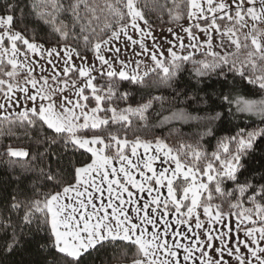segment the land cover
<instances>
[{"label": "snow or ice", "instance_id": "obj_1", "mask_svg": "<svg viewBox=\"0 0 264 264\" xmlns=\"http://www.w3.org/2000/svg\"><path fill=\"white\" fill-rule=\"evenodd\" d=\"M49 5L52 11L37 16L57 37L52 47L37 42L35 32L26 35V25L17 26L25 18L22 10L15 15L18 0H0V128L46 127L51 141L58 139L66 152L88 156L70 173H45L59 190L44 193L43 199L12 197L11 209H25V226L35 224V231L49 233L52 264H82L86 255L104 248L134 249L131 264H264V176L253 183L241 182L238 175L242 157L257 137H264V128L240 129L221 140L212 153L215 164L203 168L197 162L204 154L181 145L185 156L190 153L189 165L163 140L142 138L150 131L153 103L163 98L153 96L134 106V93L124 89L125 84L149 87L145 81L153 73V85L167 84L192 62L197 76L218 73L226 79L227 66L229 73L264 90V30L257 27L264 24V0L174 2L167 9L170 20L179 23L186 17L190 23L181 26L184 35L168 29L173 39L167 56L140 0H106L102 9L89 0H71L67 8L59 0ZM98 10L106 12L99 31L94 23L100 20ZM61 11L70 13L71 27L57 23ZM250 46L243 60L230 59ZM215 47L234 51L222 56ZM88 51L92 63L84 54ZM130 51L134 61L121 58ZM197 52L206 59L195 60ZM223 100L234 102L240 112L264 117V99L232 101L225 95ZM192 118L177 110L161 123ZM6 155L25 158L29 153L9 145ZM0 225L12 226L10 220ZM19 243L13 232L7 250Z\"/></svg>", "mask_w": 264, "mask_h": 264}, {"label": "trees", "instance_id": "obj_2", "mask_svg": "<svg viewBox=\"0 0 264 264\" xmlns=\"http://www.w3.org/2000/svg\"><path fill=\"white\" fill-rule=\"evenodd\" d=\"M70 2L71 0H59L64 8H67ZM89 2L102 9L106 0H89ZM174 2L183 4L184 0H140V7L152 29H165L177 24L167 15V9L173 8ZM18 4L15 15L19 17L22 10L25 18L17 26L23 29L26 25L29 29L26 35L31 36L35 32L37 42L46 46H55L56 35L51 27L44 24L37 16L39 12L52 11L49 0H18ZM161 5L166 7L162 8ZM97 15L100 16V20L94 23L99 31L106 22V12L98 10ZM186 19L185 17L180 22ZM60 21L69 27L73 23L70 13L66 11H61L57 15V23ZM68 43L77 46L74 40H69ZM80 48L82 49V45ZM84 54L92 55L90 51ZM232 58H236L238 62L243 60L240 54L236 57L230 55V59ZM194 59L203 60L206 57L201 52H197ZM207 59L211 58L207 57ZM194 67L192 62L185 63L180 73L167 84L153 85L152 81L157 79L156 74L153 73L145 81L149 87L130 89V86L125 84L124 89L134 93L130 100L133 105L143 103L153 96L163 98L153 103L148 113L150 131L142 138L163 140L174 153L181 155L182 162L189 165L192 164L190 153L185 156V150L181 145H191L204 154V158L197 162L198 166L203 168L209 162L215 164L211 157L212 153L218 150L221 140L235 136L240 129L252 131L264 128V117L240 112L234 102L231 104L224 102L223 97L227 95L232 101L238 97L262 100L264 90L258 85L249 84L247 79L238 74L229 73L227 66H224L226 79L218 73L197 76ZM256 74L259 75V70ZM247 75L251 76L252 72L249 71ZM97 82L104 83L99 77ZM177 110H183L193 118L161 123L164 117L171 116ZM217 113L220 114L219 118H215ZM51 137L52 133L46 127L39 125L27 129L18 125L0 128V220L5 222L10 220L12 225L7 229L0 225V264H52L54 250L50 251L47 247L51 243L47 230L37 232L35 224L25 226L22 222L25 209L13 210L9 207L13 196L19 201L43 199L44 193L59 190L47 180L45 173H70L73 166H79L82 161H87L86 154L71 150L66 152L63 144L58 139L53 143ZM129 138H132L130 134ZM9 145L22 147L29 155L25 158H10L6 155ZM235 147V144L230 145L232 151H235ZM112 154L114 153H109ZM241 164L243 167L238 174L241 182L245 179L253 183L261 182L259 178L264 176V137L256 138L253 148L242 157ZM228 187L232 188L235 185L229 184ZM214 203L221 201L216 199ZM224 207L227 211V205ZM13 232L20 238V243L8 251L7 245L12 239ZM42 245L44 247H41ZM133 252L134 249H99L86 255L82 264L129 263Z\"/></svg>", "mask_w": 264, "mask_h": 264}, {"label": "rangeland", "instance_id": "obj_3", "mask_svg": "<svg viewBox=\"0 0 264 264\" xmlns=\"http://www.w3.org/2000/svg\"><path fill=\"white\" fill-rule=\"evenodd\" d=\"M189 23H190V21L188 19H186L183 22L177 23L176 25H172V26H169V27H165V29L153 28V34L156 37V40L159 43L160 48L162 50H165V56H167L166 49L169 47L168 41H170V40L173 39L172 35L168 32V29L169 28H172L177 34L184 35V33L181 31V26L187 27L189 25ZM257 27L260 28L261 30H264V24H259V25H257ZM250 28H251V22L249 23V27L248 28H245V29L242 30V33L248 32ZM201 37H202L201 39H203V36H201ZM241 38H242V36H241ZM262 41H264V38H262ZM185 42L187 43V41H185ZM249 44H250V42H249ZM121 46H123V41H121ZM148 46H149V48L152 47V42L150 40L148 41ZM46 47H52V45L51 46H46ZM214 50L216 52H218L222 56L225 55L226 52L227 53H232L234 51V49H227V50H225V49H221L219 47H215ZM249 50H251V46L249 47V49H241V51H240L239 54L241 55L242 59H244L247 56V52ZM87 57H88V62L89 63H92V61H93V55H88ZM121 58L122 59H125L126 58V59H129V60H132V61H134L136 59V57H133L131 55V51L129 52V54H128L127 57H121ZM77 63H79V61H77ZM144 63L148 64L149 67H151V61L150 60L145 59L144 60ZM131 67L134 68L135 67V64L132 63L131 64ZM144 70L145 69L143 68V66H141V72H143ZM134 106H135V104H134ZM156 166L159 167L158 164Z\"/></svg>", "mask_w": 264, "mask_h": 264}, {"label": "crops", "instance_id": "obj_4", "mask_svg": "<svg viewBox=\"0 0 264 264\" xmlns=\"http://www.w3.org/2000/svg\"><path fill=\"white\" fill-rule=\"evenodd\" d=\"M201 38H202V37H201ZM141 151H142V150H141ZM232 220H233V222H234L235 217H233ZM233 226H234V225H233ZM118 264H131V262H129V263H118Z\"/></svg>", "mask_w": 264, "mask_h": 264}]
</instances>
